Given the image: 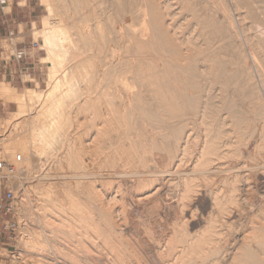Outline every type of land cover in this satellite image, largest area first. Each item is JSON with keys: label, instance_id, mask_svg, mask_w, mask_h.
Wrapping results in <instances>:
<instances>
[{"label": "bare ground", "instance_id": "1", "mask_svg": "<svg viewBox=\"0 0 264 264\" xmlns=\"http://www.w3.org/2000/svg\"><path fill=\"white\" fill-rule=\"evenodd\" d=\"M230 1L238 21L227 0H41L47 88L0 85L18 108L1 140L24 189L16 264H140L118 222L129 178L154 208L174 185L181 215L200 188L210 196L199 232L178 215L164 262L264 264V204L241 197L259 166L241 148L264 151V0Z\"/></svg>", "mask_w": 264, "mask_h": 264}, {"label": "rangeland", "instance_id": "2", "mask_svg": "<svg viewBox=\"0 0 264 264\" xmlns=\"http://www.w3.org/2000/svg\"><path fill=\"white\" fill-rule=\"evenodd\" d=\"M227 1L229 4L231 3L230 0H227ZM25 5H27V7L23 8V6H25ZM230 6H231L230 7L231 11L235 17V20L238 21V17L236 15L235 9L232 8L233 7L232 4H230ZM12 11L14 12V15H18L19 20L17 21V23L15 25L11 26V30L13 31V28L15 27L16 31L10 35L7 33V29H5L3 27V25H4L3 21L5 20L6 16L10 18V16H11L10 14ZM46 15H47L46 9L43 6V4L41 3V0H25L24 3H22L21 0H0V33L2 34V35H0V85L1 84H8V85L16 88L18 90V92H20V93L24 92L26 88H34L38 91H43L47 88V74H48L49 66H48V64H46L42 61V58L46 55V52H45V50L42 49V46H41L42 45V39H40V38L36 39L35 38V32H34V26H33L35 23L36 28L40 29L41 28V21ZM21 22H25L27 24H22ZM238 24L239 23H237V27H239L238 30L240 31L239 34H240L241 42H242L243 46H246L247 44L245 43L246 42L244 40L245 38L243 39V33H242V30L240 29V25H238ZM260 31H259V33L262 34V31L261 32ZM34 42H38L39 46H40L39 49L35 50V51H34V49L31 50V48H30ZM25 48H26V51L29 52V56H31L32 59L29 61H26L27 64L24 65L25 70L23 71V73L20 74L17 72V74L14 76V74L11 73L10 69H15L16 66H15V63L13 62V57H11V56L12 55L19 56L18 53L21 50H24ZM245 48L247 49V46ZM246 52L248 54L249 50H246ZM248 56H249V61L252 60L250 58L249 54H248ZM7 61L9 62L8 69H4V63ZM252 61H250V65H252V70L256 71L255 68H253L254 65H253ZM254 75H255V77H256V75L258 76L257 73L255 74V72H254ZM258 78H259V76H258ZM258 78H256L257 79L256 83L259 86L258 88L261 90L260 92L262 93V95L264 97V92H262L263 89H261L262 85L260 86L261 83L259 84L260 78L259 79ZM17 111H18V108L14 103L7 102L6 100H3L2 98H0V161L6 162L10 166H14V169L16 167L14 160H13L14 155L11 153H5L3 151L2 148L4 147L3 146L4 144H2L3 143L2 141L4 140V138L6 136V132H7L6 130L8 128L7 125L14 120V117H15ZM255 140L256 139H253V141L248 143L247 146L243 145V146H246V147L242 146V148L245 150H243L241 148L244 155H247L248 154L247 152L253 153L257 158L256 164H257V166L259 165L257 168H254V170H252V179L253 180L251 179L250 183H249L250 187H251L250 190H247L249 188H247L245 186L246 185L245 183H242V190L245 193L241 192V197H242V200L244 199V202H245V200L248 203L251 201V203L256 204L255 206H259L260 203L264 204V169H262V166L264 163V161H262V159L264 158V156H263L264 151L263 150L259 151V149H257L255 147V145H254V144H256ZM256 146H257V144H256ZM258 152H259V154H258ZM18 154L20 155V153H18ZM256 154H258V156ZM260 154H261V156H260ZM260 165H262V166L260 167ZM93 170H94L93 167L90 166L89 170L86 171L85 173L86 174H92ZM259 170H261V171H259ZM80 173L81 172H77V174H79V175H80ZM2 176H5V173H2ZM89 180H90V176L89 177L86 176L80 182L87 183ZM131 180H132V178L131 179L129 178V180L127 182L130 184L126 183V184H128V186L125 185L126 189H128L127 187H130L128 189L130 191L127 190L125 192V194L127 193L126 194L127 196H124L125 197L124 199L125 200L127 199L125 201V203H126V212H127L126 221L127 220L128 221L126 222L123 219V216L122 217L120 216V217H118L119 219L117 218L119 220L118 222L121 225V228L125 226L122 229H124L125 234L127 233L126 235H127V238L130 239L129 241L133 242L132 239H134L136 241L133 243H135V244H137V246H139V247L136 246L137 247L136 250H138L137 253L138 252L139 253H138V257H135V258H137V259H135V261L136 260L138 261L139 257L143 255V257H141V259H140V262L138 261L140 264H143L145 262L147 263L149 260L151 262H153L152 264H159V263L160 264H166L167 262H164L165 260L163 261V258L160 255L161 253H160L159 249H157V248H164V246L166 247V245H164V244H166V241H167L166 239L171 238L172 232H173L172 231L173 228H171V226H172V224H174L178 220L177 219L178 215L182 214L180 211L176 210L177 209L176 202L178 203V195L176 194L177 189L172 184H166V188L163 190V193H162L163 197L160 199L159 205L155 206V208H154L153 207L154 205L152 206V204L147 205L145 203H138L137 202V200L135 198V194L132 191L133 189L131 190V185H132L131 182L133 181V180L132 181ZM125 182H126V180H125ZM0 183L3 186L2 187L3 188L2 193L5 192L4 187H6L7 189L13 190L15 198H16L15 199L16 202L14 203V209L12 210V213L7 218H1V215H0V229H2L1 227L4 226L5 222H9L10 224H15V225L11 226V228L8 232L4 233V231H3L2 235L0 236V264H16L15 261L17 260V258L20 257L18 255V250L20 249V247H19L20 221L18 219L19 214L16 213L15 209L18 205V202L20 201V196L24 192V189L20 188L17 191L15 190V187H14L13 183L11 182L10 173H8V178L5 176L3 179L0 180ZM167 187H169V188H167ZM244 187H245V189H244ZM200 189L201 190H199V192L195 194L196 196H193V198H191L192 200L189 202L190 204H188L189 207H186L187 210L184 209V212H183L184 218L187 220V223H188V230L190 231L191 234H193V232H195V233L199 232L201 227L202 228L204 227V222L206 220L205 218L208 217V214L215 211L212 208V203H211V199H210L208 192L206 190L203 191L204 190L203 188H200ZM164 192L166 195L164 194ZM199 193H200V195L198 196ZM206 193L208 195H206ZM127 203H129V204H127ZM127 207H128V209H127ZM233 210H235L237 212L236 209H233ZM235 211L231 212L232 214L230 213L229 215H227L228 217L226 216L227 221H232V220L238 221L239 220V212L236 215ZM251 212H253V209L251 210ZM196 214L198 216H196ZM167 215H168V217H167ZM183 215H181V216H183ZM252 215H253V213H252ZM194 216H196L197 218ZM122 220H123V222H122ZM137 220H139V221H137ZM124 221L127 223L126 225L123 224ZM142 227H143V229H142ZM152 227H153V229H152ZM145 228L147 230H145ZM129 236H130V238H129ZM150 236H151V238H154V240H152L150 238ZM138 238H139V240H138ZM149 239H150V242H149ZM151 241H153V242H151ZM2 243H6V245L3 246ZM151 244H153V245L155 244L157 247L153 246V245H152L153 246L152 247ZM138 248H143L142 252L140 251L141 249H138ZM154 249H155V251H157V252L159 251V252L158 253L156 252V254H155ZM150 252H151V255H150ZM141 253H143V254H141ZM144 253H145V256L148 253L146 256L147 258L144 257ZM159 258H161L163 262ZM26 260H27L26 261L27 264L33 263V260L28 258V257L26 258ZM141 260L142 261L145 260V261L142 263ZM225 264H227V263H225Z\"/></svg>", "mask_w": 264, "mask_h": 264}, {"label": "built area", "instance_id": "3", "mask_svg": "<svg viewBox=\"0 0 264 264\" xmlns=\"http://www.w3.org/2000/svg\"><path fill=\"white\" fill-rule=\"evenodd\" d=\"M39 43L38 42H34L32 44V46L30 47L31 50L34 49L38 50L39 49ZM19 56H14L12 55L11 57H13V62L15 63V69H10L11 73L14 74V76L18 73H23V71L25 70V64H27L26 61H29L32 59L31 56H29V52L26 51V48L24 50H21L19 53ZM9 66V62H5L4 63V69H8ZM21 158L18 157V160H20ZM14 169V166H10L8 165L6 162L0 161V180L3 179L5 176L8 178V173H12ZM2 173H5V176H2ZM3 186L0 183V215L1 218H7L11 213L12 210L14 209V203L15 201V195L13 190L11 189H7L6 187H4V193H2V188ZM12 225L15 224H10L9 222H5L4 226L1 227L2 229H0V236L2 235L3 231L4 233L8 232L11 228ZM2 245H6V243H2Z\"/></svg>", "mask_w": 264, "mask_h": 264}, {"label": "crops", "instance_id": "4", "mask_svg": "<svg viewBox=\"0 0 264 264\" xmlns=\"http://www.w3.org/2000/svg\"><path fill=\"white\" fill-rule=\"evenodd\" d=\"M26 7H27V5L23 6V8H26ZM10 15H11L10 18L7 17V16L5 17V20L3 21V24H4L3 27L5 29H7V33L11 35V34H13L16 31L15 27L13 28V31H12L11 30V26L15 25L17 23V21L19 20V17H18V15H14L13 11L11 12ZM21 23L22 24H27L25 22H21ZM0 35H2V34L0 33Z\"/></svg>", "mask_w": 264, "mask_h": 264}]
</instances>
